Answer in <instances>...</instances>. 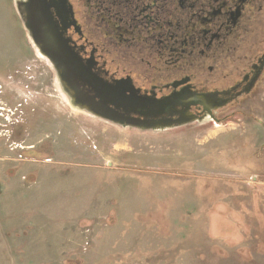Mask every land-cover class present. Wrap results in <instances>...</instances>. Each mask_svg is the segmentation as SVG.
Listing matches in <instances>:
<instances>
[{
	"label": "rangeland",
	"instance_id": "rangeland-1",
	"mask_svg": "<svg viewBox=\"0 0 264 264\" xmlns=\"http://www.w3.org/2000/svg\"><path fill=\"white\" fill-rule=\"evenodd\" d=\"M241 109L161 132L75 112L0 0V264H264V94Z\"/></svg>",
	"mask_w": 264,
	"mask_h": 264
},
{
	"label": "flooded vegetation",
	"instance_id": "flooded-vegetation-1",
	"mask_svg": "<svg viewBox=\"0 0 264 264\" xmlns=\"http://www.w3.org/2000/svg\"><path fill=\"white\" fill-rule=\"evenodd\" d=\"M55 3L48 9L61 14L56 21L75 46L70 45L84 60L96 62L94 72L101 79L130 82L141 95L156 100L186 92L218 95L223 101L217 108L208 107L210 112L192 108L200 120L186 126L226 124L237 114L248 116L242 104L264 94V0ZM69 6L75 21L68 15ZM34 118L35 110V122ZM18 125L12 128L23 126ZM11 139H17L16 132ZM26 154L35 159V147Z\"/></svg>",
	"mask_w": 264,
	"mask_h": 264
},
{
	"label": "water",
	"instance_id": "water-1",
	"mask_svg": "<svg viewBox=\"0 0 264 264\" xmlns=\"http://www.w3.org/2000/svg\"><path fill=\"white\" fill-rule=\"evenodd\" d=\"M14 2L29 40L38 55L49 64L58 91L75 112L123 130L161 132L199 121L191 112L192 108L203 107L210 112L223 103L218 95L186 92L156 100L141 95L130 82H107L94 72L96 62L84 60L80 50L70 45L72 40L66 38L65 29H61L56 21L61 14L48 9L56 6L55 0H49V3L46 0ZM63 2L68 5L66 0H59L58 4ZM68 8V15L75 21L71 7Z\"/></svg>",
	"mask_w": 264,
	"mask_h": 264
},
{
	"label": "crops",
	"instance_id": "crops-1",
	"mask_svg": "<svg viewBox=\"0 0 264 264\" xmlns=\"http://www.w3.org/2000/svg\"><path fill=\"white\" fill-rule=\"evenodd\" d=\"M17 188H18V183L14 184L13 187L11 186L10 188H7L6 190L2 188V191H0V198L2 197V195H3L4 193H6V191H7L8 189H9V190H12V189H13V190H16V191H17ZM18 197H21L20 191H19V195H18ZM12 227H13V225L10 227L11 230L13 229ZM15 227H16V225H15ZM10 228H9L8 232L11 231ZM6 231H7V230H6Z\"/></svg>",
	"mask_w": 264,
	"mask_h": 264
}]
</instances>
